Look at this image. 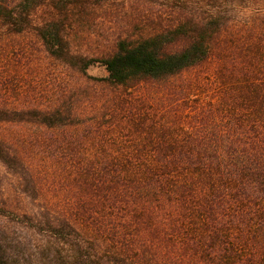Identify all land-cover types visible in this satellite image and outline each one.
<instances>
[{
    "label": "trees",
    "instance_id": "16d2710c",
    "mask_svg": "<svg viewBox=\"0 0 264 264\" xmlns=\"http://www.w3.org/2000/svg\"><path fill=\"white\" fill-rule=\"evenodd\" d=\"M244 1L257 12L246 44L251 57L238 59L235 50L222 56L211 81L220 86L218 100L200 111L190 132L179 125L148 126L137 146L143 150L77 156L76 198L67 211L48 203L25 214L31 226L49 232L52 247H60L66 263L55 259L57 264H264V0ZM85 2L0 0V22L22 32L50 4L54 14L37 28L50 54L82 72L103 68L102 80L114 85L166 80L225 51L228 21L210 15L188 17L146 37H121L100 56L74 53L65 23L74 6L85 11ZM6 112L0 107V119H31L48 128L81 124L77 113L65 115L61 106L16 110V118ZM84 137L70 143L80 146ZM54 141L69 143L65 136ZM6 241L0 238V264L42 260L32 253V262H24Z\"/></svg>",
    "mask_w": 264,
    "mask_h": 264
},
{
    "label": "rangeland",
    "instance_id": "374dc122",
    "mask_svg": "<svg viewBox=\"0 0 264 264\" xmlns=\"http://www.w3.org/2000/svg\"><path fill=\"white\" fill-rule=\"evenodd\" d=\"M85 1V11L84 5L74 6L65 23L63 34L72 41L74 53L100 56L111 52L121 37H146L188 17L210 15L228 21L225 51H216L203 65L166 80L114 85L102 80L106 75L103 68L91 66L82 72L50 54L37 33L54 14L50 4L40 7L22 32H11L0 22V107L7 110L4 116L16 118L21 116L15 115L16 110L61 106L65 115L77 113L75 122L81 123L48 128L31 119H0V238L7 239L10 253L14 251L24 262H32V253H40L42 260L35 264H57L59 259L66 263L60 247L49 244V232L31 226L25 214L48 203L67 211L76 198L77 156L143 150L137 146L147 138L148 126L167 124L174 129L179 125L190 132L201 120L200 111L218 100L220 86L214 77L222 56L230 58L235 50L238 59L251 57L246 44L251 42V20L257 12L249 1ZM233 44L245 46L237 49ZM89 124L97 127H87ZM127 124L143 129L119 128ZM81 135L86 137L80 146L70 143ZM63 136L69 143L57 146L54 140Z\"/></svg>",
    "mask_w": 264,
    "mask_h": 264
}]
</instances>
